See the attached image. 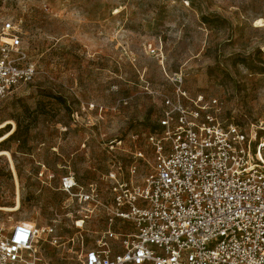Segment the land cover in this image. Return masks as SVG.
Wrapping results in <instances>:
<instances>
[{
    "label": "rangeland",
    "instance_id": "rangeland-1",
    "mask_svg": "<svg viewBox=\"0 0 264 264\" xmlns=\"http://www.w3.org/2000/svg\"><path fill=\"white\" fill-rule=\"evenodd\" d=\"M6 19L36 72L0 99V227L52 223L65 239L78 228L63 175L104 199L113 176L141 182L175 72L223 119L264 120V0H0ZM103 221L86 220L87 239Z\"/></svg>",
    "mask_w": 264,
    "mask_h": 264
},
{
    "label": "built area",
    "instance_id": "built-area-1",
    "mask_svg": "<svg viewBox=\"0 0 264 264\" xmlns=\"http://www.w3.org/2000/svg\"><path fill=\"white\" fill-rule=\"evenodd\" d=\"M35 72L19 24L6 19L0 99ZM169 80L142 181L113 176L104 199L97 183L63 175L77 231L64 239L56 224L14 221L0 227V264H264V120L242 127L221 117L219 98L190 96L182 72ZM94 216L103 227L87 239L82 228Z\"/></svg>",
    "mask_w": 264,
    "mask_h": 264
},
{
    "label": "bare ground",
    "instance_id": "bare-ground-1",
    "mask_svg": "<svg viewBox=\"0 0 264 264\" xmlns=\"http://www.w3.org/2000/svg\"><path fill=\"white\" fill-rule=\"evenodd\" d=\"M1 126V125H0ZM11 133L10 132H6L5 134H3L2 136H0V141H2L3 139H5L6 137H8V135ZM0 155H5V156H8L10 158V154L8 151L6 150H0ZM25 222V221H24ZM27 223H30V222H27Z\"/></svg>",
    "mask_w": 264,
    "mask_h": 264
},
{
    "label": "trees",
    "instance_id": "trees-1",
    "mask_svg": "<svg viewBox=\"0 0 264 264\" xmlns=\"http://www.w3.org/2000/svg\"><path fill=\"white\" fill-rule=\"evenodd\" d=\"M1 136V135H0Z\"/></svg>",
    "mask_w": 264,
    "mask_h": 264
}]
</instances>
